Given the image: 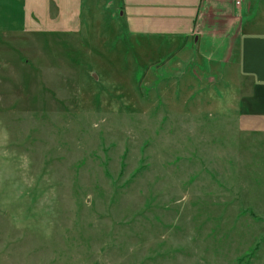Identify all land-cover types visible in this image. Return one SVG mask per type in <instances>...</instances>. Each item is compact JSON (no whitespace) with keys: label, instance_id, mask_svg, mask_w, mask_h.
I'll return each instance as SVG.
<instances>
[{"label":"rangeland","instance_id":"1","mask_svg":"<svg viewBox=\"0 0 264 264\" xmlns=\"http://www.w3.org/2000/svg\"><path fill=\"white\" fill-rule=\"evenodd\" d=\"M97 2L67 46L15 39L0 264H264V136L219 109L218 64L161 57Z\"/></svg>","mask_w":264,"mask_h":264},{"label":"crops","instance_id":"2","mask_svg":"<svg viewBox=\"0 0 264 264\" xmlns=\"http://www.w3.org/2000/svg\"><path fill=\"white\" fill-rule=\"evenodd\" d=\"M90 1L0 0V95L16 85L30 88L22 76L9 72L13 56L19 64L32 61L17 52L15 39V46L24 48L31 41L39 51L50 47L51 40L55 47L67 46ZM96 1L113 9L132 37L167 41L161 57L181 48L176 55L190 63L218 64L221 79L213 86L222 87L219 109L239 131L264 136V0H242L240 5L236 0ZM27 37L32 39L23 42ZM2 104L0 97V109Z\"/></svg>","mask_w":264,"mask_h":264},{"label":"built area","instance_id":"3","mask_svg":"<svg viewBox=\"0 0 264 264\" xmlns=\"http://www.w3.org/2000/svg\"><path fill=\"white\" fill-rule=\"evenodd\" d=\"M241 1H242V0H236V3H237L238 5H240V4H241Z\"/></svg>","mask_w":264,"mask_h":264}]
</instances>
